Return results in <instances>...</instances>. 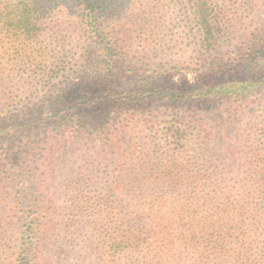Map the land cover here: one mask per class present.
I'll use <instances>...</instances> for the list:
<instances>
[{
  "label": "rangeland",
  "instance_id": "1",
  "mask_svg": "<svg viewBox=\"0 0 264 264\" xmlns=\"http://www.w3.org/2000/svg\"><path fill=\"white\" fill-rule=\"evenodd\" d=\"M108 1L115 3L116 10L109 12L113 13L109 22L116 25L114 32L104 24L95 26L96 18L86 6L87 0H43L45 30L35 44L45 51L44 62L38 67L49 71L56 78L55 87L64 90L66 102L62 106L53 103L52 93L43 82L37 80L28 89L23 73L13 79L14 92L0 89V130L9 133L0 139V155L12 153L15 146L25 153H45L51 147L53 153H58L50 167L52 177L67 176L72 170L78 172L75 188L88 198L89 206L85 216L76 219L93 223H83L77 231L74 264H83L82 256L90 264H106L105 227L94 221L103 217L99 213L108 191L102 172L111 173L115 164L104 162L101 153H120L121 157H126L124 153H215L216 145L231 153L241 139L257 144L264 140V87L255 92L249 90L252 94L244 107L237 111L225 108V115L212 101H188L153 92L161 88L181 95L196 93L210 81L206 73L212 66L221 68L224 75L240 79L263 74L259 61L264 58V0ZM194 2H206V24L200 20L199 25ZM5 40L0 56L5 54L6 59H12L16 57L14 44ZM91 71L114 74L119 80V92L140 98L137 105L128 97L118 114L111 108L102 120L101 133L99 119L103 109L83 107L81 101L83 86L89 85L84 75ZM222 79L218 76L213 82ZM72 109L79 119L71 122L60 118L61 113ZM33 141H37L36 147L30 145ZM92 170V177H98L97 184L88 182L91 180L87 171ZM84 175L86 180L81 179ZM54 197L59 200L60 192ZM146 208L144 204L129 207L132 219L127 224L135 223ZM206 209L213 212L211 207ZM258 210L248 211L249 225L253 213L259 214L257 223L264 225V214ZM171 217L175 225L179 224L178 218ZM175 228L173 232L177 234ZM256 241L264 245V238ZM192 251H184L188 262L199 260L202 252ZM255 255L264 258V251ZM138 256L132 257L137 260Z\"/></svg>",
  "mask_w": 264,
  "mask_h": 264
},
{
  "label": "trees",
  "instance_id": "2",
  "mask_svg": "<svg viewBox=\"0 0 264 264\" xmlns=\"http://www.w3.org/2000/svg\"><path fill=\"white\" fill-rule=\"evenodd\" d=\"M87 1L86 6L96 18L95 26L104 24L110 31H116V25L109 22L113 15L110 10H116L115 3ZM198 5L194 2L197 9L194 15L199 25L200 20L206 24L209 21L206 2ZM44 12L43 0H0V47L8 39L14 44L16 54L12 59H6L5 54L0 56V89L14 92L13 79L23 73L28 89L39 80L49 88L53 103L62 106L66 102L64 90L55 87L56 78L49 71L38 67L44 62L45 49L35 44V40L45 30ZM260 60L263 74L255 78L231 77L212 66L206 73L210 81L196 89V93L181 95L161 88L153 92L188 101H212L219 113L225 115V108L237 111L244 107L252 94L249 90L255 92L264 87V58ZM218 76L223 77L222 81L213 82ZM84 80L89 85L83 86V107L103 109L100 133L102 120L111 108L118 114L128 97L137 105L140 101L138 95L124 96L119 92L116 89L119 80L109 72L91 71L84 75ZM77 114L72 109L61 113L60 118L72 122L79 119ZM117 119L116 115L114 121ZM8 135L0 130V139ZM30 145L36 147L37 141ZM216 148L215 153H124L126 157L120 153H101L104 162L115 164L111 173L102 172L107 178L108 191L99 213L103 217L94 221L105 227L106 264L264 262L263 257L255 255L264 251V245L256 241L264 238V225L257 223L259 214L253 213V222L247 223L248 211L258 210V205L264 214V140L257 144L241 139L233 145L231 153L219 149V145ZM11 150L6 156L0 155V264H74L77 231L83 223H93L76 219L85 216L89 206L88 198L75 188L78 172L72 170L67 176L52 177L50 167L58 153H53L51 147L45 153H25L18 146ZM87 172L91 180L88 182L97 184L98 177H92L94 170ZM81 179L86 180L85 175ZM59 192L60 201L54 197ZM141 204L146 210H142L135 223L127 224L132 219L129 207ZM166 207L174 208L165 212ZM206 207H211L213 212ZM170 215L178 218L179 224L175 225ZM154 243L159 246L145 245ZM195 249L202 250L199 260L188 262L184 251ZM136 254L139 258L134 260L132 256ZM81 259L83 264H90L86 256Z\"/></svg>",
  "mask_w": 264,
  "mask_h": 264
}]
</instances>
